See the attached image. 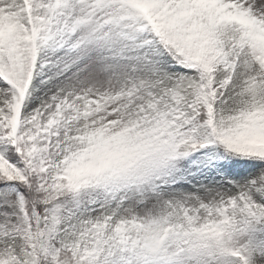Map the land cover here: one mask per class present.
Segmentation results:
<instances>
[{
	"label": "snow or ice",
	"instance_id": "obj_1",
	"mask_svg": "<svg viewBox=\"0 0 264 264\" xmlns=\"http://www.w3.org/2000/svg\"><path fill=\"white\" fill-rule=\"evenodd\" d=\"M0 264H264V0H0Z\"/></svg>",
	"mask_w": 264,
	"mask_h": 264
}]
</instances>
